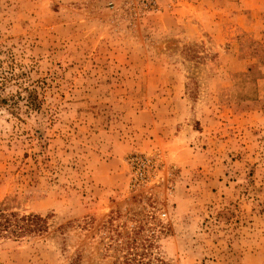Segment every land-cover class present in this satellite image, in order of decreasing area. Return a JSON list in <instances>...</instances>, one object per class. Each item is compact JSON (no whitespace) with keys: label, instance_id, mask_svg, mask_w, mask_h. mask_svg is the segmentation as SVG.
I'll use <instances>...</instances> for the list:
<instances>
[{"label":"rangeland","instance_id":"rangeland-1","mask_svg":"<svg viewBox=\"0 0 264 264\" xmlns=\"http://www.w3.org/2000/svg\"><path fill=\"white\" fill-rule=\"evenodd\" d=\"M0 205V264H264V0H0Z\"/></svg>","mask_w":264,"mask_h":264},{"label":"trees","instance_id":"trees-1","mask_svg":"<svg viewBox=\"0 0 264 264\" xmlns=\"http://www.w3.org/2000/svg\"><path fill=\"white\" fill-rule=\"evenodd\" d=\"M46 225V218L40 215L31 213L19 215L10 210L8 206L0 205V237L2 238L20 239L24 236H38L46 232ZM146 259V253H134L129 257H124L121 264H164L156 258H153V262L145 261Z\"/></svg>","mask_w":264,"mask_h":264},{"label":"built area","instance_id":"built-area-1","mask_svg":"<svg viewBox=\"0 0 264 264\" xmlns=\"http://www.w3.org/2000/svg\"><path fill=\"white\" fill-rule=\"evenodd\" d=\"M146 167L142 161H139L137 158L133 161V177L134 182L139 183L145 180ZM166 214H162V217H165Z\"/></svg>","mask_w":264,"mask_h":264}]
</instances>
